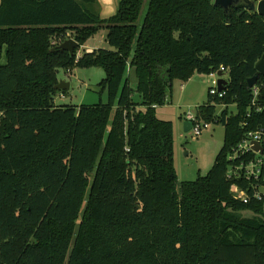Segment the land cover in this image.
Segmentation results:
<instances>
[{
    "label": "trees",
    "instance_id": "1",
    "mask_svg": "<svg viewBox=\"0 0 264 264\" xmlns=\"http://www.w3.org/2000/svg\"><path fill=\"white\" fill-rule=\"evenodd\" d=\"M100 29L110 48L77 56ZM70 38L72 54L58 48ZM261 57L264 17L226 21L213 0H119L107 18L97 0H0V264H264V218L239 214L261 216L264 197L234 199L251 183L227 177L233 148L264 127V74L247 84ZM221 66L225 94L195 114L225 113L222 147L178 184L173 123L153 105ZM76 67L104 71L106 102L54 104L58 69Z\"/></svg>",
    "mask_w": 264,
    "mask_h": 264
},
{
    "label": "rangeland",
    "instance_id": "2",
    "mask_svg": "<svg viewBox=\"0 0 264 264\" xmlns=\"http://www.w3.org/2000/svg\"><path fill=\"white\" fill-rule=\"evenodd\" d=\"M100 16L108 17L109 14L101 12ZM106 33L105 29H100L89 38L87 44L96 46L97 49H109ZM83 49L84 47L78 49L79 55ZM103 76L104 71L99 67L58 69L57 83L66 81L69 87L65 92L57 91L53 95L54 104L79 106L99 101L106 102L105 91L100 92L97 86ZM210 86V78L205 73L195 72L187 81L174 79L171 83L169 100L155 109L157 117L173 123V156L178 184L182 181H193L198 175H206L223 144L224 129L221 123L208 122L209 128L196 137L190 131L183 130L184 114L188 111L195 112L198 106L207 101ZM134 99L138 100L136 94ZM232 109L233 106H230L228 110ZM223 110V105H216L217 114L220 115ZM239 214L242 218H264V210L261 216L247 210Z\"/></svg>",
    "mask_w": 264,
    "mask_h": 264
},
{
    "label": "built area",
    "instance_id": "3",
    "mask_svg": "<svg viewBox=\"0 0 264 264\" xmlns=\"http://www.w3.org/2000/svg\"><path fill=\"white\" fill-rule=\"evenodd\" d=\"M219 71L222 72V76H218ZM207 75L211 83L208 93L219 98L223 97L225 94V84L222 90H218L217 81L219 78L224 79V75L227 76V70L221 66L218 70L211 71ZM224 81H226V79H224ZM256 94L257 89L254 88V95ZM254 104L255 102L252 101V105ZM153 107L157 106L153 105ZM254 110L261 111L262 108L256 106ZM246 116H250L249 110ZM183 120L191 122L189 131L195 137L209 128L208 122L201 118H197L195 112H186ZM255 143H258L257 149H254ZM228 160L232 163L228 167L227 177L240 178L251 183L245 188L233 184L230 188L232 197L243 203H248L251 200L260 201L264 197V127L248 131L228 155Z\"/></svg>",
    "mask_w": 264,
    "mask_h": 264
},
{
    "label": "water",
    "instance_id": "4",
    "mask_svg": "<svg viewBox=\"0 0 264 264\" xmlns=\"http://www.w3.org/2000/svg\"><path fill=\"white\" fill-rule=\"evenodd\" d=\"M214 6H219L222 11L224 16L226 17V21H229V16L230 12L232 9L235 10H247L252 13H257L260 16L264 17V0H214L213 1ZM78 46L77 42L74 39H66L63 41L58 48L60 50H67L70 54L73 53L74 49H76ZM255 70L256 74L252 77H250L247 80V84L249 87H252L258 76L261 74H264V57H261L259 61L256 62L255 64ZM218 76H222V72H218ZM225 81L222 78H219L217 81V88L218 90H222L224 88ZM69 87V83L66 81H60L58 82L54 88L56 90H67ZM225 113L222 114L221 116V124L224 126L225 124ZM191 128V122L187 120H183V130L185 132L189 131ZM258 148V143H255L254 149Z\"/></svg>",
    "mask_w": 264,
    "mask_h": 264
},
{
    "label": "crops",
    "instance_id": "5",
    "mask_svg": "<svg viewBox=\"0 0 264 264\" xmlns=\"http://www.w3.org/2000/svg\"><path fill=\"white\" fill-rule=\"evenodd\" d=\"M97 1H98V4H99L100 13L101 12H103V13L106 12V13L109 14V16L112 15L110 13H113V14L115 13L117 4L119 2V0H97ZM102 18H107V17H102ZM87 41L81 46V47H84L83 51L84 50L85 51H92L93 49H97L96 46L88 45ZM77 54H78V52H77Z\"/></svg>",
    "mask_w": 264,
    "mask_h": 264
}]
</instances>
